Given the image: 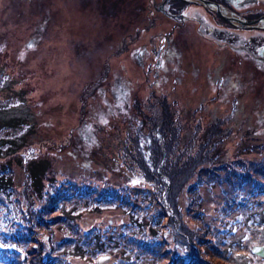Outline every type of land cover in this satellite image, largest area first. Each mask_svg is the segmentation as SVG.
<instances>
[{
	"label": "rangeland",
	"instance_id": "rangeland-1",
	"mask_svg": "<svg viewBox=\"0 0 264 264\" xmlns=\"http://www.w3.org/2000/svg\"><path fill=\"white\" fill-rule=\"evenodd\" d=\"M163 1L0 0V264H264V31Z\"/></svg>",
	"mask_w": 264,
	"mask_h": 264
},
{
	"label": "flooded vegetation",
	"instance_id": "flooded-vegetation-1",
	"mask_svg": "<svg viewBox=\"0 0 264 264\" xmlns=\"http://www.w3.org/2000/svg\"><path fill=\"white\" fill-rule=\"evenodd\" d=\"M214 4H218L221 8H222V12L229 18L232 20V22L227 23L228 25V31H233V33H231L230 35L233 36L234 38H238L237 33L238 31H247L250 29L247 28H242V27H237L234 23H236L237 25L238 20H253V19H257L260 16H263L264 14H259L256 13L255 15H251V16H246V9L245 6L247 4V0H221V2H219L218 0H209ZM255 0H251V2H253ZM169 0L167 1H163L162 3L159 4L158 6V10H161L162 12H164L166 15L175 18V19H179V20H184L185 21V17L182 14V12H169L167 10H165V5L164 3H168ZM221 18V17H220ZM222 19V18H221ZM262 28L257 29V30H261L264 31V25L261 26ZM241 29V30H238ZM210 30L211 31H215V27L214 26H210ZM240 46H244V44H240Z\"/></svg>",
	"mask_w": 264,
	"mask_h": 264
},
{
	"label": "trees",
	"instance_id": "trees-1",
	"mask_svg": "<svg viewBox=\"0 0 264 264\" xmlns=\"http://www.w3.org/2000/svg\"><path fill=\"white\" fill-rule=\"evenodd\" d=\"M122 101H123V105H125L126 103H128V93L123 94ZM161 104L164 105L163 100L161 101ZM103 130L106 131L105 128H103ZM77 136H82L81 135V130L78 131ZM89 138H91V135H89ZM77 140H79V139H77ZM82 140H85V142H86L85 147H87V148H90L94 144H96V142L93 141V138L91 140H87L85 138H82ZM73 142H75V141H73ZM73 142L68 139L67 144H64V145H66V147L71 148L76 143V142L75 143H73ZM51 146H53V145H51ZM53 147L55 149H58V148L63 149V146L62 145H59V146H56V147L53 146ZM69 148H67V149H69ZM90 155H91V152H88L87 156L90 157ZM42 166H44V167L48 166V162L46 160L45 161L43 160V161L33 162V163L30 164V168L29 169L26 167L28 169V175H29V177H31V176L34 177L35 176V178H38L36 176L39 175V171H41V167ZM53 166H54V164H53ZM7 181H9V178H8ZM173 207H175L174 204H173ZM174 212H176L175 209H174ZM173 229H174V232H176L177 235H179V237L183 239V236H184V233H185L183 227L182 226L178 227V230L176 228H173ZM168 230L170 231V228L167 227L165 229V232H167ZM189 239H190V237H189ZM173 242H174V236H172L171 238H169L168 241L166 242V244H167V251H166V253L172 248ZM251 253H255V252L254 251H251ZM115 258L116 257H111L110 255H105V256H102L101 258L97 259V264H113V263L115 264L116 263V259ZM172 263H173V261H172Z\"/></svg>",
	"mask_w": 264,
	"mask_h": 264
},
{
	"label": "water",
	"instance_id": "water-1",
	"mask_svg": "<svg viewBox=\"0 0 264 264\" xmlns=\"http://www.w3.org/2000/svg\"><path fill=\"white\" fill-rule=\"evenodd\" d=\"M167 0H164V2ZM188 1H193L197 2L198 4H202L205 7L209 8L210 10L214 11L216 14H219L222 18H224L228 22H232L231 19H229L223 12L222 8L218 4H214L209 0H188ZM238 25L234 23L237 27H242V28H247V29H260L262 28L261 26L264 25V15L260 16L257 19L253 20H238ZM263 51V47L259 48V54H261ZM259 248L255 247L253 249L254 252H258Z\"/></svg>",
	"mask_w": 264,
	"mask_h": 264
},
{
	"label": "bare ground",
	"instance_id": "bare-ground-1",
	"mask_svg": "<svg viewBox=\"0 0 264 264\" xmlns=\"http://www.w3.org/2000/svg\"><path fill=\"white\" fill-rule=\"evenodd\" d=\"M164 5H165V6H167V4H166V3H164ZM179 8H181V7H179Z\"/></svg>",
	"mask_w": 264,
	"mask_h": 264
}]
</instances>
